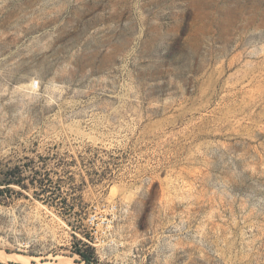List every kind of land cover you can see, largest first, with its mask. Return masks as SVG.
Instances as JSON below:
<instances>
[{"label":"rangeland","instance_id":"obj_1","mask_svg":"<svg viewBox=\"0 0 264 264\" xmlns=\"http://www.w3.org/2000/svg\"><path fill=\"white\" fill-rule=\"evenodd\" d=\"M54 154L85 229L13 186L0 264H264V0H0V159Z\"/></svg>","mask_w":264,"mask_h":264},{"label":"trees","instance_id":"obj_2","mask_svg":"<svg viewBox=\"0 0 264 264\" xmlns=\"http://www.w3.org/2000/svg\"><path fill=\"white\" fill-rule=\"evenodd\" d=\"M26 159V161L14 165L0 159V205L7 204L14 193H20L13 187L18 186L21 189L32 190L35 198L49 207H55L66 220L68 217H73L76 222L73 225L74 229H85L84 221L90 213L88 205H82V200L80 203L69 202L68 198L62 195L63 186L70 183L74 177L69 174V171L63 169V174L54 178L53 174L58 173L53 171L50 165L52 159L58 166L63 167L68 164L67 161L64 158H59L57 154L53 156L39 155L37 160L29 157ZM83 184H86V181L83 180ZM76 206L80 208L77 210ZM68 223L72 224L70 221ZM85 234L89 238L88 233ZM73 236L76 241L72 244V255H77V260L84 264H103L97 248L90 238L85 241L76 235Z\"/></svg>","mask_w":264,"mask_h":264},{"label":"bare ground","instance_id":"obj_3","mask_svg":"<svg viewBox=\"0 0 264 264\" xmlns=\"http://www.w3.org/2000/svg\"><path fill=\"white\" fill-rule=\"evenodd\" d=\"M2 256V255H1ZM61 257V256H60ZM68 257V256H67ZM59 258V257H58ZM65 259H67L66 257H65ZM69 259V258H68ZM67 259V260H68ZM71 259H73V258H71ZM70 259V260H71ZM66 261V260H65ZM64 261V258H63V260H60L59 259V261H55V262H50V263H44V264H78V263H76V262H72V261H69V262H65ZM27 264H37V263H27Z\"/></svg>","mask_w":264,"mask_h":264}]
</instances>
